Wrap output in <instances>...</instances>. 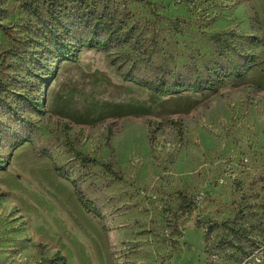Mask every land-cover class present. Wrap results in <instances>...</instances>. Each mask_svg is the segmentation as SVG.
Returning <instances> with one entry per match:
<instances>
[{
	"label": "rangeland",
	"instance_id": "obj_1",
	"mask_svg": "<svg viewBox=\"0 0 264 264\" xmlns=\"http://www.w3.org/2000/svg\"><path fill=\"white\" fill-rule=\"evenodd\" d=\"M63 2L0 0V264H240L264 232V0Z\"/></svg>",
	"mask_w": 264,
	"mask_h": 264
},
{
	"label": "trees",
	"instance_id": "obj_2",
	"mask_svg": "<svg viewBox=\"0 0 264 264\" xmlns=\"http://www.w3.org/2000/svg\"><path fill=\"white\" fill-rule=\"evenodd\" d=\"M64 0H46V2H49L50 6L52 9H59L60 6L64 5ZM58 7V8H57ZM105 31V29L103 30ZM97 33H94L93 38L89 41V45L90 46H97L100 44V42L97 40L99 39L98 37H100V34L98 31H95ZM108 32V33H107ZM105 31V34L108 38L107 40L111 43H114L116 45H121L123 43L126 42V39H123V37H121L119 34H116V31H113L112 29L109 31ZM263 35H264V30H263ZM75 52L72 54L74 55ZM255 60V56L254 54H247L246 59L244 61V63L240 66L238 72L236 73V79L239 82H246L248 79V71L251 69L253 63ZM127 77H130L127 74ZM224 78V75H219V79L216 81H207V82H197L195 84H193L192 86H190L189 88L191 89H200L202 87L204 88H215L218 83ZM130 79V78H129ZM141 84H143L144 86H147L150 90H152L154 93L157 94H173V93H177V92H181L183 90L186 89L185 86L183 85H178V84H171L168 85L166 83H161V82H146V81H140ZM77 157L82 159L83 162L85 163H93L95 160H93L92 158H89L87 156H84L81 153L77 154ZM3 165V161L2 159H0V167ZM53 261L55 264H60L63 261L62 257H58L55 256L53 258Z\"/></svg>",
	"mask_w": 264,
	"mask_h": 264
},
{
	"label": "built area",
	"instance_id": "obj_3",
	"mask_svg": "<svg viewBox=\"0 0 264 264\" xmlns=\"http://www.w3.org/2000/svg\"><path fill=\"white\" fill-rule=\"evenodd\" d=\"M240 264H264V232L254 246L242 258Z\"/></svg>",
	"mask_w": 264,
	"mask_h": 264
}]
</instances>
